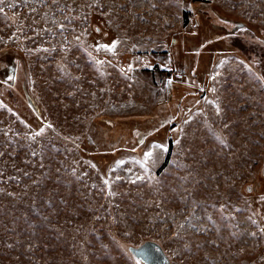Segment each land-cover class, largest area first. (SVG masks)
<instances>
[{"label": "rangeland", "instance_id": "1", "mask_svg": "<svg viewBox=\"0 0 264 264\" xmlns=\"http://www.w3.org/2000/svg\"><path fill=\"white\" fill-rule=\"evenodd\" d=\"M0 72V264H264V0H3Z\"/></svg>", "mask_w": 264, "mask_h": 264}, {"label": "trees", "instance_id": "2", "mask_svg": "<svg viewBox=\"0 0 264 264\" xmlns=\"http://www.w3.org/2000/svg\"><path fill=\"white\" fill-rule=\"evenodd\" d=\"M191 11L193 12L192 8H191ZM196 13H198V10L193 12V14H196ZM5 50H10V49L6 48ZM14 67L15 66L13 64H9L8 70L15 72L16 69ZM0 74H1V72H0ZM0 78H1V76H0ZM171 92L172 93L174 92L173 88H172ZM32 106H33V103H32ZM167 117H169L168 120L166 119ZM140 118L139 119H134V122H133L132 118H130L129 120H125V119L119 120V121H117L118 123L116 121H111V123L109 122L108 127H111V130H112L117 125H122L121 122H123V121H124L123 124H125V125L129 124V128H128L129 130L127 129L128 130V134H126V137L124 138V142H125L124 145L129 146L130 149H133V150H136V151H141L143 149V147L145 146L147 139H149V138H159L161 136L160 133H163V132L166 133L165 132L166 131L165 128H167L169 126L173 127V126L177 125L176 124L177 120L174 119L175 118L174 116H162V117H159L158 121L155 122V125L153 124L154 120H152L151 123L149 124L148 120L147 121H143ZM147 124H148V126H147ZM145 126H147V127L144 128ZM162 130H165V131L161 132ZM129 132L131 133V136H130ZM168 140L171 141V137H168ZM260 177L264 178V175L260 174Z\"/></svg>", "mask_w": 264, "mask_h": 264}, {"label": "water", "instance_id": "3", "mask_svg": "<svg viewBox=\"0 0 264 264\" xmlns=\"http://www.w3.org/2000/svg\"><path fill=\"white\" fill-rule=\"evenodd\" d=\"M264 175V165L260 171ZM250 185L246 186V191L250 192ZM127 251L143 264H170L169 258L160 244L155 241H144L139 245H129Z\"/></svg>", "mask_w": 264, "mask_h": 264}, {"label": "snow or ice", "instance_id": "4", "mask_svg": "<svg viewBox=\"0 0 264 264\" xmlns=\"http://www.w3.org/2000/svg\"><path fill=\"white\" fill-rule=\"evenodd\" d=\"M2 3H3V0H0V4H2ZM115 48H116V43L113 42V44H111V45H99V46L96 48V51H101V50H103V51H105V52L113 53V54H114V50H115ZM101 63H102V62H101ZM47 127L51 128L52 125L49 124V125H47ZM42 134H43V129H41L40 131L34 133L35 136H40V135H42ZM151 156H152V153H151V152H147V153H145V157H146V158H147V157H151ZM134 182H135V181H133V183H134ZM103 183H104L106 186L109 185V181H108V180H104ZM250 190H251V189H249V191H250ZM108 194H109V195H112V196L115 195V193L111 192L110 190H109V193H108ZM262 199H264V198H262ZM252 223L255 224L256 221L253 220ZM259 231H260V233L264 234V228H260ZM251 235H252L253 237H255V236H256V233H252Z\"/></svg>", "mask_w": 264, "mask_h": 264}, {"label": "built area", "instance_id": "5", "mask_svg": "<svg viewBox=\"0 0 264 264\" xmlns=\"http://www.w3.org/2000/svg\"><path fill=\"white\" fill-rule=\"evenodd\" d=\"M160 83H161V85L164 84V78L163 79H160Z\"/></svg>", "mask_w": 264, "mask_h": 264}]
</instances>
